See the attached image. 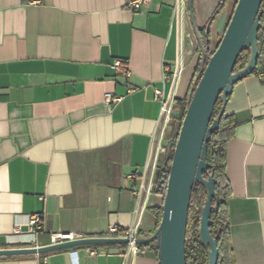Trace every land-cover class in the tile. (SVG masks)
I'll list each match as a JSON object with an SVG mask.
<instances>
[{"label":"crops","instance_id":"crops-1","mask_svg":"<svg viewBox=\"0 0 264 264\" xmlns=\"http://www.w3.org/2000/svg\"><path fill=\"white\" fill-rule=\"evenodd\" d=\"M192 1L203 30L222 0ZM237 1L225 0L212 24V49ZM193 40L198 47L180 0H0V249L46 247L58 234L117 238L113 227L137 239L156 232L152 209L163 198L135 192L162 123L155 92L187 97L199 61H188ZM117 59L130 77L113 69ZM178 62L175 88L163 75ZM108 93L120 101L108 105ZM227 114L238 123L226 154L233 264H264V71L236 85ZM74 263L159 260L154 246L123 243L0 257Z\"/></svg>","mask_w":264,"mask_h":264},{"label":"water","instance_id":"water-1","mask_svg":"<svg viewBox=\"0 0 264 264\" xmlns=\"http://www.w3.org/2000/svg\"><path fill=\"white\" fill-rule=\"evenodd\" d=\"M263 1H237L220 44L214 51L196 89L191 91V101L175 146L161 223L152 236L136 239L137 244L157 242L159 264H187L186 243L190 207L193 190L197 184H201L206 190V200L200 219V239L208 253V264L219 263L220 252L210 231L211 217L214 212H218L219 202L213 176L208 179L204 177V173L209 169L206 160L207 145L211 133L220 127V121L227 112L229 98L236 85L252 76L257 67L258 33ZM187 6L194 35L200 50L205 53V44L196 21L193 1L189 0ZM247 50L251 53L247 65L235 72L241 53ZM219 100L222 101V108L217 118L213 120ZM173 114L178 117L180 110L176 109ZM172 143L164 141V146L169 148ZM109 243L129 244V240L113 237L81 238L46 247L0 249V257L39 255L79 246Z\"/></svg>","mask_w":264,"mask_h":264},{"label":"trees","instance_id":"trees-1","mask_svg":"<svg viewBox=\"0 0 264 264\" xmlns=\"http://www.w3.org/2000/svg\"><path fill=\"white\" fill-rule=\"evenodd\" d=\"M224 4L225 0H222L218 9L215 11L214 15L208 22V25L203 30H201V36L205 44V53H202L198 45L197 52L199 55V61L187 97L185 99H175L176 108L180 110V115L176 117L178 134L174 138L173 143L168 148L167 155L162 160L156 177L155 193H157L163 198V202L167 191L175 146L178 140L183 119L191 101V91L196 89L204 73L205 68L207 67L214 51L217 49L224 36L223 35L222 38L219 40V43L216 48L212 49L210 41V29L218 13L223 8ZM258 45L259 60L253 75L264 71V1L261 7V25L258 33ZM250 56V50L243 51L237 61L234 71L237 72L243 69L247 65ZM221 108L222 101L219 100L216 105L213 120L217 118ZM237 124L238 123L235 117L232 115H228L226 112V114L222 117L220 121V127L211 133L210 140L207 145L206 160L209 164V169L204 173V177L208 179L210 176H213L217 200L219 202V210L218 212H214L212 214V225L210 227L211 234L216 240L220 252L218 264H233L230 218L227 207V200L231 196V185L226 175V154L228 143L234 135V131L237 127ZM205 200L206 190L201 184L195 185L191 200L190 218L186 243L187 264H208V253L202 245L200 239L201 211L204 206ZM215 203L216 202L214 201V205ZM152 213L155 219V228L157 230L162 219L163 205L160 208L152 209ZM138 245L140 247L154 246V249L156 250L158 255V247L156 241Z\"/></svg>","mask_w":264,"mask_h":264},{"label":"built area","instance_id":"built-area-1","mask_svg":"<svg viewBox=\"0 0 264 264\" xmlns=\"http://www.w3.org/2000/svg\"><path fill=\"white\" fill-rule=\"evenodd\" d=\"M183 4L187 3L189 0H180ZM141 1H133L130 3V6L135 7L136 9L140 8ZM177 13H180L179 7L177 6ZM183 46V44H182ZM183 49V48H182ZM181 49V50H182ZM113 69L118 73H123L127 77H130V70H129V64L128 61L117 59L113 63ZM184 67L182 62H178L177 65L173 70H169L165 68L164 75H163V82L166 83L167 81H170L172 83V86L177 88L179 85L182 75H183ZM137 88H131L129 89V93L135 92ZM156 99H161L162 101V109H161V116H162V123L163 129L160 133V136L155 137L153 141V146L151 150V157L149 158V161L145 168V175L144 180L140 185V188L138 191L135 192L136 196H141L143 193L145 194H151L155 192L156 189V174L159 171L161 161L160 159H164V157L167 155L168 147L164 146V141H174V138L178 134L177 129V121L176 117L174 116V111L177 109L175 105V99H173V96H170L168 99L164 97V92L160 89H157L155 92ZM121 98L114 97L113 94L108 93L105 95V101L108 105L117 103L120 101ZM170 123H173L172 130L170 131V134L168 138L166 139L164 137L166 128ZM40 222V217H35L32 219L31 223L33 226H36ZM36 230V229H35ZM112 235H117V238H123L128 239L131 249H135L136 246V232L135 229H126L124 231H120L117 227H113L111 229ZM80 239L78 235L69 234V235H53L52 236V244H58L62 243L64 241H74ZM90 255H95V252H90ZM77 264V263H74Z\"/></svg>","mask_w":264,"mask_h":264},{"label":"rangeland","instance_id":"rangeland-1","mask_svg":"<svg viewBox=\"0 0 264 264\" xmlns=\"http://www.w3.org/2000/svg\"><path fill=\"white\" fill-rule=\"evenodd\" d=\"M193 41H194V42H193V50H192V54H191V56H190L189 59H188V61H189L190 64H194V63H196V62H197V59H198V57H199L198 52H197V44H196L195 40H193ZM194 61H195V62H194ZM172 126H173V123H170V124L168 125V127L166 128L165 135H164V137H165L166 139L168 138V136H169V134H170V131L172 130ZM162 129H163V124L160 125V127H159V129H158L157 137L160 136V133L162 132ZM162 160H163V159H160L161 162H162Z\"/></svg>","mask_w":264,"mask_h":264}]
</instances>
